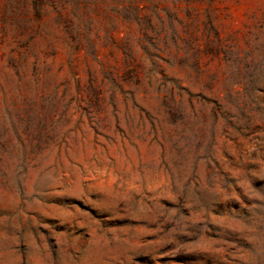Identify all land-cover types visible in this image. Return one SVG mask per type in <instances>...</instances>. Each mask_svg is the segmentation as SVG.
Instances as JSON below:
<instances>
[{
  "label": "rangeland",
  "instance_id": "1",
  "mask_svg": "<svg viewBox=\"0 0 264 264\" xmlns=\"http://www.w3.org/2000/svg\"><path fill=\"white\" fill-rule=\"evenodd\" d=\"M0 264H264V0H0Z\"/></svg>",
  "mask_w": 264,
  "mask_h": 264
}]
</instances>
